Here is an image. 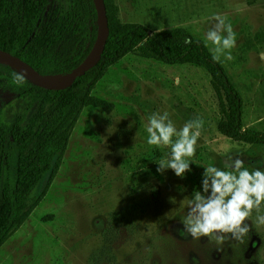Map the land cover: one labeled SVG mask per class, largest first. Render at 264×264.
<instances>
[{
	"label": "rangeland",
	"instance_id": "374dc122",
	"mask_svg": "<svg viewBox=\"0 0 264 264\" xmlns=\"http://www.w3.org/2000/svg\"><path fill=\"white\" fill-rule=\"evenodd\" d=\"M75 1L49 0L28 52L57 82L67 80L70 74L62 73L72 72L97 44L99 19L80 27ZM108 13L109 25L142 24L150 35L181 28L203 42L214 14L226 17L236 46L234 59L220 64L244 98L245 124L264 132V45L249 48L264 29V0H112ZM115 53L107 42L103 56ZM81 90L17 96L0 88V129L17 126L0 153V218L11 207L4 182L14 179L61 117L70 124L63 153L37 186L42 201L22 210V225L0 246V264H264V225L257 224L255 208L243 243L216 234L193 239L182 231L188 200L202 191V166L223 168L228 155L240 153L251 171L264 160V145H239L217 131L221 97L205 68L167 64L141 46L106 68L79 109L73 100ZM164 111L177 130L191 119L204 120L183 178L171 169L157 172L170 146L146 142L149 116Z\"/></svg>",
	"mask_w": 264,
	"mask_h": 264
},
{
	"label": "trees",
	"instance_id": "16d2710c",
	"mask_svg": "<svg viewBox=\"0 0 264 264\" xmlns=\"http://www.w3.org/2000/svg\"><path fill=\"white\" fill-rule=\"evenodd\" d=\"M105 1L109 11L112 0ZM48 3L49 0H0V48L22 58L43 75V70L39 65L32 63L28 52L34 45L35 29ZM97 16L94 0L75 1V17L78 18L80 27H85L90 20H97ZM109 26L108 45L116 47V53L112 56H103L94 69L78 78L73 86L77 88L82 86V90L73 100L75 107L80 109L90 102L91 90L107 67L118 63L130 51L142 46L154 51L157 58L167 64H196L205 68L211 74L214 87L221 97V99L219 97L220 117L217 122V131L239 145L254 143L264 145V132L247 127L245 124V102L241 92L233 84L220 62L212 60L211 53L202 40L181 28L168 29L150 35L148 29L142 24H125L116 21ZM32 36L33 39H31ZM263 45L264 29L253 36L249 48L260 49ZM86 56L75 63L73 70L85 60ZM13 73L22 74L25 77L23 85L13 82ZM83 85L86 86L85 90ZM0 88L17 96L33 91H45L20 70L1 62ZM69 90L70 88L64 91ZM98 106L104 107L103 104ZM69 125L68 120L61 117L50 128L40 145L20 164L14 179L11 182H4L11 207L5 217L0 218V246L22 225L25 217L22 210L26 206L33 208L41 203V195L36 194L37 186L49 171L54 157L63 153L68 140ZM16 130L17 126L7 130L0 129V153L3 156L8 142L15 138ZM26 139L20 137L19 141L25 142ZM4 170H7L5 162L2 166V171Z\"/></svg>",
	"mask_w": 264,
	"mask_h": 264
},
{
	"label": "clouds",
	"instance_id": "9594fccd",
	"mask_svg": "<svg viewBox=\"0 0 264 264\" xmlns=\"http://www.w3.org/2000/svg\"><path fill=\"white\" fill-rule=\"evenodd\" d=\"M215 24L204 38L205 46L215 62L232 61L231 50L236 46V33L226 17L214 14ZM264 56V53H261ZM223 58V61H222ZM13 82L23 85L25 77L13 73ZM202 118L187 121L177 130L167 111L153 112L148 118L147 144L149 146H170V152L160 159L157 172L163 174L171 169L177 177L183 178L191 171L190 159L195 155ZM173 137H176L173 140ZM242 154L228 155L223 168L213 165L202 166V191L194 190L188 200L187 215L182 231L193 239L216 234L218 240L232 239L243 243L251 230L246 223L253 209L257 210L256 222L264 225L260 205L264 202V160L251 171L240 158Z\"/></svg>",
	"mask_w": 264,
	"mask_h": 264
},
{
	"label": "water",
	"instance_id": "95a60500",
	"mask_svg": "<svg viewBox=\"0 0 264 264\" xmlns=\"http://www.w3.org/2000/svg\"><path fill=\"white\" fill-rule=\"evenodd\" d=\"M97 15L99 19V29L97 44L93 52L85 58V60L77 66L69 75V78L62 82L50 80L49 77L41 74L31 64L22 58L12 54L11 52L0 48V61L9 64L20 70L28 76L37 86L47 90H65L72 87L78 78L84 76L88 71L95 68L103 59L106 44L110 35V26L108 18V10L105 0H94Z\"/></svg>",
	"mask_w": 264,
	"mask_h": 264
},
{
	"label": "bare ground",
	"instance_id": "6f19581e",
	"mask_svg": "<svg viewBox=\"0 0 264 264\" xmlns=\"http://www.w3.org/2000/svg\"><path fill=\"white\" fill-rule=\"evenodd\" d=\"M53 81H55V80H53Z\"/></svg>",
	"mask_w": 264,
	"mask_h": 264
}]
</instances>
